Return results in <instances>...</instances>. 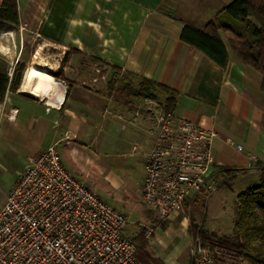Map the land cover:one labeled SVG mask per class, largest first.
I'll use <instances>...</instances> for the list:
<instances>
[{
	"label": "crops",
	"instance_id": "1",
	"mask_svg": "<svg viewBox=\"0 0 264 264\" xmlns=\"http://www.w3.org/2000/svg\"><path fill=\"white\" fill-rule=\"evenodd\" d=\"M233 1L18 0L19 24L0 22V56L14 70L21 65L25 71L19 90L0 103V126L4 121L23 131L33 123L32 137H48L32 146L28 161L55 145L65 169L80 182L97 155L127 149L132 155L140 149L135 166L121 170L122 182L128 183L135 171L144 172L143 197L147 156L156 139L154 115L144 107L152 99L137 96L146 80L178 94L177 117L216 134L217 171L233 168L244 171L239 178L254 176V185L245 183L240 193L258 186L264 167L261 74L232 53L221 68L180 40L185 25L203 30ZM92 59L111 72L105 84L94 86ZM32 65L54 77L47 97L22 90ZM157 94L164 95L165 104L168 96ZM185 236L189 245L188 228Z\"/></svg>",
	"mask_w": 264,
	"mask_h": 264
},
{
	"label": "built area",
	"instance_id": "2",
	"mask_svg": "<svg viewBox=\"0 0 264 264\" xmlns=\"http://www.w3.org/2000/svg\"><path fill=\"white\" fill-rule=\"evenodd\" d=\"M153 115L156 139L143 200L165 222L194 195L214 190L216 134L172 111ZM127 224L125 215L65 169L53 145L30 161L0 210V264H141L125 236ZM189 257L190 264H216L199 241L191 242Z\"/></svg>",
	"mask_w": 264,
	"mask_h": 264
},
{
	"label": "trees",
	"instance_id": "3",
	"mask_svg": "<svg viewBox=\"0 0 264 264\" xmlns=\"http://www.w3.org/2000/svg\"><path fill=\"white\" fill-rule=\"evenodd\" d=\"M0 22L19 24L18 0H2ZM180 40L202 52L221 68L227 67L230 54H234L242 65L261 74V90L264 93V0H234L205 29L185 25ZM92 61L106 65L96 59ZM24 71L25 66L18 65L11 74V66L0 56V103L5 101L8 93L19 90ZM113 71L117 72L114 68ZM157 91L168 96L162 109L174 112L178 96L174 90L144 80L137 96L153 99ZM242 174L243 170L219 167L216 175L222 178V182L218 188H228L230 183ZM260 174L261 183L258 186L236 197V218L232 236L219 237L214 233L208 234L204 226L196 222L197 215L204 217L211 190L204 189L185 203V207H190V241H199L208 248L215 257L216 264L225 255L236 264L244 261L250 264H264V167L260 168ZM165 223L160 222L159 225L165 227ZM145 233L146 231L142 230L131 240L136 247V257L141 264H160L149 252ZM216 249L226 252L225 255L223 252L218 253Z\"/></svg>",
	"mask_w": 264,
	"mask_h": 264
},
{
	"label": "rangeland",
	"instance_id": "4",
	"mask_svg": "<svg viewBox=\"0 0 264 264\" xmlns=\"http://www.w3.org/2000/svg\"><path fill=\"white\" fill-rule=\"evenodd\" d=\"M38 61V60H37ZM95 64V66H94ZM91 65L92 80L94 86L108 82L110 73L106 74L102 65L94 63ZM33 66V65H32ZM157 94L148 103L150 113L155 114L162 110L164 98ZM26 115V114H25ZM11 126L2 122L0 126V210L6 202V197L19 179L20 174L29 165L28 154L35 144L45 143L47 137L38 140L32 137L33 123L26 126L23 131L11 130ZM141 151L140 149L138 152ZM138 152L131 155L130 149L117 155L107 156L99 154L92 165L86 167L82 183L94 189L97 195L107 204L120 210L128 220L125 236L133 240L142 230L149 243V252L157 258L160 264H189V251L191 241L188 245L185 228L189 226L188 211L190 207H184L183 211L165 221V227H161L157 216L144 203L141 195V181L144 172L135 171L132 181L122 182V166H135ZM253 175L238 177L230 183L228 188L219 187L222 182L220 176H215V188L207 199L204 217L197 215L196 222L204 226L208 234H216L219 237L232 236L234 220L236 218V196L243 190L244 184H253ZM244 182V183H243ZM252 187V186H250ZM195 196V195H194ZM193 196V197H194ZM192 197V198H193ZM191 199V198H190ZM184 223V224H182ZM218 253L225 255L224 251L216 249ZM217 264H236L229 257L222 256ZM241 264H250L242 262Z\"/></svg>",
	"mask_w": 264,
	"mask_h": 264
},
{
	"label": "bare ground",
	"instance_id": "5",
	"mask_svg": "<svg viewBox=\"0 0 264 264\" xmlns=\"http://www.w3.org/2000/svg\"><path fill=\"white\" fill-rule=\"evenodd\" d=\"M53 78L38 65L30 66L25 73L22 90L37 98L47 97L54 88Z\"/></svg>",
	"mask_w": 264,
	"mask_h": 264
}]
</instances>
